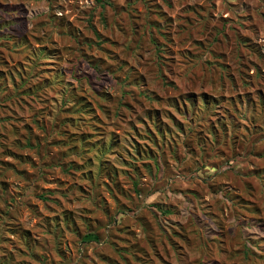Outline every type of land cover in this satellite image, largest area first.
I'll list each match as a JSON object with an SVG mask.
<instances>
[{"label": "rangeland", "instance_id": "1", "mask_svg": "<svg viewBox=\"0 0 264 264\" xmlns=\"http://www.w3.org/2000/svg\"><path fill=\"white\" fill-rule=\"evenodd\" d=\"M0 264H264V0H0Z\"/></svg>", "mask_w": 264, "mask_h": 264}]
</instances>
